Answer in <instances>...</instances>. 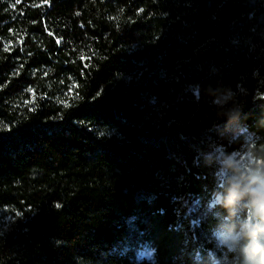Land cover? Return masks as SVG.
<instances>
[{
	"label": "trees",
	"instance_id": "trees-1",
	"mask_svg": "<svg viewBox=\"0 0 264 264\" xmlns=\"http://www.w3.org/2000/svg\"><path fill=\"white\" fill-rule=\"evenodd\" d=\"M263 143L264 0H0V264H264Z\"/></svg>",
	"mask_w": 264,
	"mask_h": 264
},
{
	"label": "rangeland",
	"instance_id": "rangeland-1",
	"mask_svg": "<svg viewBox=\"0 0 264 264\" xmlns=\"http://www.w3.org/2000/svg\"><path fill=\"white\" fill-rule=\"evenodd\" d=\"M254 142L250 141V146H252ZM264 144V143H263ZM221 155V154H220ZM222 163L229 165V166H238L239 168H243L248 171H264V163L262 161H256L251 154H234L231 156H226L225 158L222 159ZM226 175L233 176L232 172L229 171L227 172ZM240 233L237 234H231V233H223L220 232L219 236V242L222 244H226L229 249H234L240 239ZM260 237L264 241V228L260 232ZM150 253V255H145L143 256L144 258L147 259H152V252L148 250H143L140 253V256L144 252ZM154 264V263H153Z\"/></svg>",
	"mask_w": 264,
	"mask_h": 264
},
{
	"label": "clouds",
	"instance_id": "clouds-1",
	"mask_svg": "<svg viewBox=\"0 0 264 264\" xmlns=\"http://www.w3.org/2000/svg\"><path fill=\"white\" fill-rule=\"evenodd\" d=\"M219 101H215V103H218ZM234 188L238 189V191H234L233 196L235 195H247L249 199H252V193H261L264 194V181H261L260 183L256 184L253 183L251 186H243L241 187L240 185L234 186ZM247 189V191L245 190ZM246 225V229H247Z\"/></svg>",
	"mask_w": 264,
	"mask_h": 264
},
{
	"label": "snow or ice",
	"instance_id": "snow-or-ice-1",
	"mask_svg": "<svg viewBox=\"0 0 264 264\" xmlns=\"http://www.w3.org/2000/svg\"><path fill=\"white\" fill-rule=\"evenodd\" d=\"M16 2L19 3L20 0H16ZM45 2H47V0H45ZM12 7H15V5H12ZM139 11L142 12L143 9H140ZM57 42L59 43V41H57ZM6 50H7V49H6ZM29 91H32V90L29 89ZM97 95H99V93H97ZM62 103H64L65 106H68V104H67L66 101H62ZM60 206H61L60 204H57V205H56V207H60ZM176 213H177V215L179 216V214H180V210H179V209H176ZM145 255H150V253H148V252L146 251V252H144V253L141 254V257H143V256H145Z\"/></svg>",
	"mask_w": 264,
	"mask_h": 264
}]
</instances>
